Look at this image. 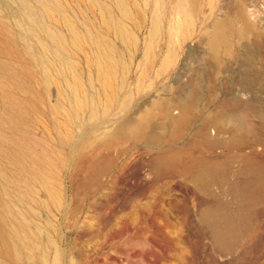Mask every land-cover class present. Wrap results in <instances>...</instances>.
I'll use <instances>...</instances> for the list:
<instances>
[{
  "label": "rangeland",
  "instance_id": "rangeland-1",
  "mask_svg": "<svg viewBox=\"0 0 264 264\" xmlns=\"http://www.w3.org/2000/svg\"><path fill=\"white\" fill-rule=\"evenodd\" d=\"M200 1L203 17L200 3L191 7L188 0H0V63L15 67L20 76L16 84L0 74V188L11 210L0 211V264H53L56 255L58 264H264V197L252 206L258 215H251L248 233L232 251L220 252L199 219L200 207L211 203L212 197L194 193L176 172L172 177L154 174L151 156L156 146L125 141L94 159L89 154L79 166L71 164V143L83 127L97 123L108 128L122 120L126 109L167 89L171 98H182L188 89H176L178 82L230 83L232 94L241 91L243 99L252 93L264 99V0H243L254 32L263 35L260 47L252 34L242 40L236 37L238 52L220 65L200 62L207 58L204 38L212 21L232 10L234 0ZM134 4L143 15L131 22L124 14ZM102 14L124 24L136 44H126L113 30L107 31ZM74 33L85 39L88 53L99 49V42L108 43L126 65V78L113 103H103L94 72L71 45ZM146 50L157 54L148 69L138 66ZM167 55L174 67L159 71ZM68 62L75 66L73 73L66 69ZM244 71L252 87L245 91L241 90ZM214 92L222 97V90ZM126 98L128 105L122 109ZM220 110L212 102L195 111ZM94 136L95 148L101 141L98 134ZM194 143L205 154L221 150L198 139ZM115 162L123 168L116 171ZM104 169L107 173L102 174ZM44 176L57 181L60 207L42 208L36 203L46 196L40 184ZM229 176L245 177L236 166ZM10 228L18 235L11 238Z\"/></svg>",
  "mask_w": 264,
  "mask_h": 264
},
{
  "label": "bare ground",
  "instance_id": "bare-ground-1",
  "mask_svg": "<svg viewBox=\"0 0 264 264\" xmlns=\"http://www.w3.org/2000/svg\"><path fill=\"white\" fill-rule=\"evenodd\" d=\"M196 2L200 3L199 13L202 14L204 1L188 0L191 7ZM232 7L230 12L212 21L204 38L207 45V58L200 60L201 63L213 62L220 65L225 57L238 52L235 45L236 37L242 40L252 34L257 45L258 41L263 39L262 34L254 32L255 27L248 18L244 1L234 0ZM100 10L102 8H99ZM124 15L132 22L138 20L141 12L134 4L129 11H125ZM185 15L188 14L185 13ZM104 20L102 19L107 24V31L113 30L112 33L120 37L126 44H136V37L124 24L116 22L110 15L106 16ZM83 39L75 33L71 34V45L80 51L85 67L94 72L95 82L103 92V103L105 105L113 103L118 89H121L126 78V65L120 63L119 59L113 55L110 44L99 42V49L93 52L90 49L91 53H88L89 48L87 51L85 39ZM144 57L138 66H147V69L149 66H153L157 60V54L152 50H146ZM166 67L168 70V67L170 70L174 67L172 57H168V55L160 61L159 71L166 70ZM66 69L73 73L75 66L68 62ZM201 72L206 71L201 70ZM0 74L12 79L16 84L20 82L19 71L7 62L0 63ZM74 78L80 85L79 78L75 75ZM242 79L241 90L251 89L247 71H244ZM191 81L178 82L175 86L176 89L180 87L188 89L182 98H171L170 90L167 89L163 95L148 98L136 104L134 109H126L122 120L109 125L108 128L97 123L87 124L71 143V164L72 167L79 166L80 160L89 154L91 159H94L101 151H111L125 141L138 142L148 148L156 146L157 151L151 156V167L154 174H166L165 176L172 177L176 172L181 179L191 184L194 193L201 192V194L212 197L211 203H204L200 207L199 219L201 225L208 230L210 241L217 249L220 252H230L240 242L243 234L248 233V228L251 225L249 219L255 213L258 215L257 209L253 210L252 206L258 204L264 197V99L254 96L253 93L248 99H243L240 96L241 91H235L232 94L233 86L230 83H213L204 79L197 82ZM137 86L138 89L142 87L140 80ZM215 90H222V97L217 96ZM83 94L82 97L85 98L84 91ZM1 99L0 91V104ZM212 102L221 109L220 112L204 114V112L195 111L197 107L204 109ZM120 104L121 108L125 109L128 99L126 98ZM65 116L68 117V114L66 113ZM61 123L64 125L63 122ZM70 128L67 127L66 130L70 131ZM223 132L226 133L225 137L217 136ZM94 134H98L99 141H101L100 145L95 148L92 144L95 139ZM196 139L212 150L215 148L221 150L216 153L213 151L209 154L202 153L196 149L194 143ZM2 141L3 136L0 135V144ZM254 145H261V147L257 150H245L247 147L253 148ZM162 146L166 147L162 148ZM113 165L117 166V162ZM123 166H117L116 171L121 170ZM234 166L237 167L239 173L245 175L243 180L230 178L229 172ZM101 173L105 174L107 170L104 169ZM115 174H110L113 179ZM54 181L45 176L41 178L40 184L46 196L36 199V203L42 208H49L50 204L59 205L60 191L55 186L57 181L55 183ZM213 186L219 187L220 191H215ZM224 188L227 189L224 190ZM225 193L230 195L229 199L222 197L225 196ZM3 196L4 191L0 188V211L10 213V207L6 201H3ZM19 223H24L22 216L19 218ZM16 232V229L10 228L11 238L18 235ZM30 246L33 247L34 244ZM70 261L72 260L70 259ZM52 263H59L58 255L52 259Z\"/></svg>",
  "mask_w": 264,
  "mask_h": 264
}]
</instances>
